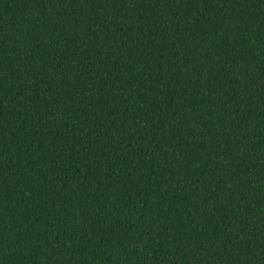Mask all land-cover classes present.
Listing matches in <instances>:
<instances>
[{"label":"trees","instance_id":"16d2710c","mask_svg":"<svg viewBox=\"0 0 264 264\" xmlns=\"http://www.w3.org/2000/svg\"><path fill=\"white\" fill-rule=\"evenodd\" d=\"M0 264H264V0H0Z\"/></svg>","mask_w":264,"mask_h":264}]
</instances>
